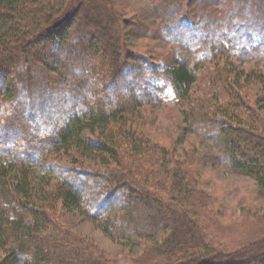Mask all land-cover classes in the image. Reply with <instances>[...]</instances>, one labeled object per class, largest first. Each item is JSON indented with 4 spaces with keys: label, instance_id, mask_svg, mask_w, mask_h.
Here are the masks:
<instances>
[{
    "label": "trees",
    "instance_id": "1",
    "mask_svg": "<svg viewBox=\"0 0 264 264\" xmlns=\"http://www.w3.org/2000/svg\"><path fill=\"white\" fill-rule=\"evenodd\" d=\"M156 8L163 31L173 29L171 61L125 51L130 25L114 0H0V264H121L67 212L139 244L133 264H264V237L227 251L208 233L194 164L144 129L148 106L171 90L185 129L219 142L230 169L252 176L264 197V72L229 61H264V7ZM203 80L213 84L205 97L194 93Z\"/></svg>",
    "mask_w": 264,
    "mask_h": 264
},
{
    "label": "rangeland",
    "instance_id": "2",
    "mask_svg": "<svg viewBox=\"0 0 264 264\" xmlns=\"http://www.w3.org/2000/svg\"><path fill=\"white\" fill-rule=\"evenodd\" d=\"M114 2L116 10L123 18L121 22L123 26L130 25L124 34L125 51L171 61L175 53L172 43L174 36L171 35L173 29L171 31L169 26L167 28L171 32L163 31L160 26L161 15L156 8L160 0H114ZM249 2L253 4L255 0ZM257 4L258 7H264L263 0H257ZM246 8L247 6L244 7L245 11ZM226 12V9H223V13ZM187 32L184 30L179 37ZM76 52L82 51L77 49ZM229 61L245 69L255 68L264 72L262 59L259 61L255 58L242 59L233 54L229 56ZM156 82L158 85L162 84L160 80ZM210 85L207 80L200 81L194 85V93L205 97L213 86ZM253 88L256 89L255 85ZM104 90L105 88L102 90L103 93L106 92ZM161 93L164 101L147 108L145 113L147 123L144 129L149 133L151 140L167 148L174 158L194 164L191 171L197 181L198 191L204 193L201 196L205 198L203 204L206 211L202 209L201 213L204 217L203 225L208 233L222 236L225 240L222 241V245L227 251L235 250L242 245L241 243L264 237V197L258 193L255 179L230 169L225 151L221 149L219 142L207 137L201 131L185 129L186 124L181 113L183 109L179 101L171 90ZM98 97L100 96L94 95L92 99L97 101ZM49 112L56 115L53 109L48 108L47 113ZM261 117L264 124V112H261ZM82 180L87 185H92L91 180L85 178ZM77 186L80 188L81 184L77 183ZM65 218L67 223L96 245L107 258L121 264H133V260L141 252L142 247L139 244L113 239L97 221H92L79 212H67ZM205 219L212 222L215 220L218 227L212 222L206 223ZM2 256L3 251L0 249V260Z\"/></svg>",
    "mask_w": 264,
    "mask_h": 264
}]
</instances>
